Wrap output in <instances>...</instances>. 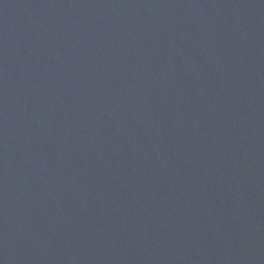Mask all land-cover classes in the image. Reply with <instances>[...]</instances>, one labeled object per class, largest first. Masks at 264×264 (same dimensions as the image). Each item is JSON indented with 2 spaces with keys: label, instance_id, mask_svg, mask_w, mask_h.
<instances>
[{
  "label": "water",
  "instance_id": "water-1",
  "mask_svg": "<svg viewBox=\"0 0 264 264\" xmlns=\"http://www.w3.org/2000/svg\"><path fill=\"white\" fill-rule=\"evenodd\" d=\"M0 264H264V0H0Z\"/></svg>",
  "mask_w": 264,
  "mask_h": 264
}]
</instances>
